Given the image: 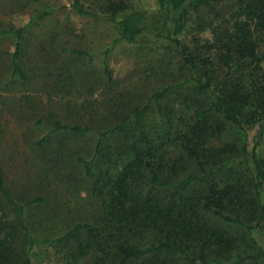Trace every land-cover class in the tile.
<instances>
[{
	"label": "trees",
	"instance_id": "obj_1",
	"mask_svg": "<svg viewBox=\"0 0 264 264\" xmlns=\"http://www.w3.org/2000/svg\"><path fill=\"white\" fill-rule=\"evenodd\" d=\"M72 6L112 24L114 45L141 38L176 44L206 97L191 116H182L174 137L164 127L157 138L144 129L151 102L103 131L52 117L38 145L53 132L97 135L93 155L77 160L93 181L99 213L56 237L39 236L28 208L45 198L14 195L0 160V264H32L40 245L56 249L63 264H264V0H158L152 10L108 0L100 13L83 0ZM54 11L45 5L34 19ZM191 29L188 43L183 37ZM205 31L211 38L198 35ZM24 32L0 30V37L17 38L12 73L22 80L28 79L20 63ZM110 51L103 53L105 63ZM170 88L154 96L169 129L174 120L161 99ZM229 129L234 139L216 144ZM169 145L176 156L168 155Z\"/></svg>",
	"mask_w": 264,
	"mask_h": 264
},
{
	"label": "rangeland",
	"instance_id": "obj_2",
	"mask_svg": "<svg viewBox=\"0 0 264 264\" xmlns=\"http://www.w3.org/2000/svg\"><path fill=\"white\" fill-rule=\"evenodd\" d=\"M107 1L83 3L100 13ZM124 1L137 9L158 6V0ZM72 4L73 0H0V30L25 28L20 63L28 74L26 80L13 76L17 38L14 33L2 35L0 160L14 195L22 200L45 198V202L28 208L29 224L41 237H56L78 222L94 221L100 209L93 181L84 175L77 160L93 155L97 135L53 132L43 146L38 145L53 127L52 117L103 131L128 116L135 117V109L151 102L142 119L144 129L157 138L164 127L174 137L183 123L182 116H191L206 97L199 94L176 44L141 38L114 45L117 30L112 24L96 22ZM45 5L54 8V13L34 19L36 10ZM191 33L192 29L183 37L188 43ZM198 35L211 38L210 31ZM108 49L111 51L105 63L103 53ZM166 87L171 88L161 104L174 120L171 129L154 97ZM233 139L234 131L229 129L216 144ZM259 151L264 156V141ZM167 153L176 156L178 149L169 145ZM193 168L194 164L190 166ZM32 264L63 261L51 245H40L33 252Z\"/></svg>",
	"mask_w": 264,
	"mask_h": 264
}]
</instances>
